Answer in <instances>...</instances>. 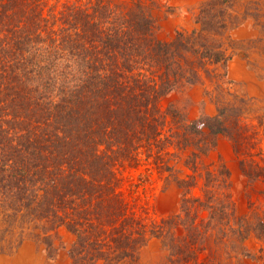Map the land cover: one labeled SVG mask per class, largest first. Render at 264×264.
<instances>
[{"label":"trees","instance_id":"16d2710c","mask_svg":"<svg viewBox=\"0 0 264 264\" xmlns=\"http://www.w3.org/2000/svg\"><path fill=\"white\" fill-rule=\"evenodd\" d=\"M234 7L207 0L163 40L158 0H0V252L28 231L53 258L65 228L71 264L135 263L152 240L167 264H264V209L240 211L230 169L207 160L225 135L246 193L264 180L229 78ZM196 85L215 115L171 99ZM159 180L181 201L158 219Z\"/></svg>","mask_w":264,"mask_h":264},{"label":"rangeland","instance_id":"374dc122","mask_svg":"<svg viewBox=\"0 0 264 264\" xmlns=\"http://www.w3.org/2000/svg\"><path fill=\"white\" fill-rule=\"evenodd\" d=\"M205 1L158 0L161 5L159 37L170 40L177 30L191 31L196 26L194 20L200 6ZM234 1V13L245 17V20L230 32L235 56L229 64V78L234 82L233 93L245 100L246 121L252 127L250 131L255 132L252 141L257 142L264 152V0ZM171 99L184 107L191 118L217 113V106L206 94L204 85L191 87L173 95ZM257 158L264 164V155ZM207 160L209 163L222 160L230 169L240 211H248L250 199L264 209V180L256 183L249 194L246 193L240 159L227 136H220L216 149ZM153 186V215L159 219L176 213L181 201L179 185L176 182L165 185L163 180H159ZM27 232L21 244L16 241L12 249L0 252V264H71L69 251L74 241L72 233L65 228L60 229L59 237L55 239L56 255L50 258L46 245L37 241L35 235H27ZM128 264H167V252L160 241L152 240L142 250L139 260Z\"/></svg>","mask_w":264,"mask_h":264}]
</instances>
